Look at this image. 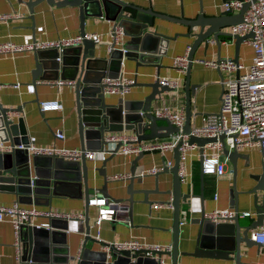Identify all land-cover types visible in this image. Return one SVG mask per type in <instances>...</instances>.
<instances>
[{
    "label": "crops",
    "instance_id": "obj_1",
    "mask_svg": "<svg viewBox=\"0 0 264 264\" xmlns=\"http://www.w3.org/2000/svg\"><path fill=\"white\" fill-rule=\"evenodd\" d=\"M29 0H0L1 14H19L22 19L10 21L8 24L0 23V43L11 42L17 45L39 43L46 41L67 40L80 35V19L76 8L70 6L56 7L49 5L45 0H32L35 5L32 12L29 11L27 3ZM127 5L151 9L160 15L172 19L191 20L200 12L204 17L218 16L224 11L223 5L226 0H119ZM128 13V12H125ZM235 12L230 15H235ZM230 27V26H229ZM229 27H225L220 32H229ZM85 34L99 35L100 44L96 47L95 58H106L111 43L110 31L113 23L101 19H86L83 25ZM151 31L172 38L164 49V56L160 57L157 68L153 65H138L137 61L124 59L120 66L118 76L134 78L135 82L141 85L131 86L129 92L124 96L119 94H106L107 103H116L118 99H123L130 104L138 103L151 92V88L144 85L155 81L158 77H170L178 79V88L175 91L162 95L158 101H153L151 110L166 106L174 110L182 107L184 112V92L183 83L185 71L178 73L172 66L171 60L176 56L185 53L191 44V39L181 37L187 29L180 24L165 20L154 19V26ZM128 40L123 38V43ZM219 47L214 43H209L204 51L202 45L193 52L192 62L188 70V84L192 87L189 95L190 129L199 126L202 118L208 114L218 112L220 96L222 92V81L232 76L217 69L204 67L195 64V60L218 61L223 59H233L235 55L234 40L219 37ZM34 52H25L13 57L0 56V102L4 107H20V111L11 114V120L16 122L20 117L23 119L24 127L27 130L29 143L38 147L57 148H81L78 132V116L75 106L73 88L62 86L57 88L48 84V81L37 80L33 82V70L35 67ZM252 56L251 48L242 42L237 48V63L248 65ZM18 84V87L15 85ZM58 100L62 104L61 110H41L39 102ZM163 124V122H158ZM122 129L109 134H122L133 137L135 133ZM61 130L64 139H57L55 132ZM146 140V141H155ZM145 141V142H146ZM102 149V147L100 148ZM97 149V150H100ZM92 150V149H91ZM96 150V149H95ZM238 153L234 165L227 160L223 161L221 174H204L200 168V153L196 148H190L185 155V169L187 178L185 183L180 184L182 194H187L188 198L179 202V219H182L184 212V222L179 225L177 237V251L175 264H234L232 260H221L215 257L193 256L191 253L195 247V240L198 234V224L200 218L215 208H229L232 199L229 192L232 187L236 191H248L246 194H239L237 201V219L240 225H246L250 219L256 216L253 207V196L257 206L264 205V188L258 183V175L262 173V161L257 147L244 145L236 150ZM172 151L159 154L157 152H144L143 155L133 164L138 155L123 156L120 153L107 155L103 161L101 159L88 160V200L100 197L109 200L123 199L118 203L115 218L112 221H103L99 226L95 224L98 207L88 206L84 197V185L79 188L77 184L66 183L59 185L57 195H54L49 204L29 203V199L23 195L18 199V194L8 189H0V206H10L18 202L22 207L35 206L38 210H51L63 213L83 214V219H70L67 222L57 221V226L66 227V230L55 229L64 234L66 251L70 255H77L84 244L86 224L85 215L89 217L90 236L101 242H120L130 238L142 239L150 243L171 245L172 233V208H155L154 204L165 202L169 194L165 193L171 189L172 175L169 172L149 174L147 170L159 167L163 161L173 163ZM134 168L135 178L133 179V203L127 201L129 194L127 188L130 177L125 179H113L115 176L124 174L131 175ZM143 172L142 177L139 174ZM159 172V171H158ZM102 173L105 176H102ZM107 181V193L104 196L100 188ZM156 183V185H155ZM155 186L157 192L154 190ZM258 186V188H256ZM140 190H148L146 194L147 202H143L144 194ZM215 195V197H214ZM130 209V211H128ZM257 229L262 223V213ZM65 220V219H63ZM43 216L34 218L37 224L47 222ZM230 223L229 221H220ZM253 229V230H254ZM250 231L248 232L249 235ZM26 235L19 233L20 252L24 251ZM60 238H62L60 236ZM251 240V239H250ZM252 241V240H251ZM16 239L14 229L7 220L0 221V264H17ZM87 248L98 249L100 245L93 241L86 243ZM245 249L240 256L242 264H260L264 259L262 247L252 241V244ZM60 255V256H61ZM163 264H172L171 257L162 253Z\"/></svg>",
    "mask_w": 264,
    "mask_h": 264
},
{
    "label": "water",
    "instance_id": "obj_2",
    "mask_svg": "<svg viewBox=\"0 0 264 264\" xmlns=\"http://www.w3.org/2000/svg\"><path fill=\"white\" fill-rule=\"evenodd\" d=\"M49 5L56 7L70 6L76 8L80 19V36L84 37L83 25L86 19L104 18L113 23V29L120 27L124 37L128 40L120 45L111 43V49L107 52L106 58H95V50L98 46L92 40H83L82 44L68 48L59 53L55 49L39 50L34 52L35 67L33 70V82L40 80L72 81L70 88H73L75 106L78 116V132L80 146L82 150H97L108 144L105 140L106 132H115L123 127L125 130L135 133L136 140L141 141L164 139L171 134L178 132V128L172 125L165 118L155 117L151 113L153 101L161 99L162 95L174 91L158 82L157 77L154 82L144 84L151 88V92L142 101L130 104L122 98L116 103L106 102L105 87L109 85L104 82L105 78H116L120 66L124 59L137 61L138 65H153L157 68V62L164 56V49L172 38L151 31L154 26V19L165 20L182 25L187 29L186 34L181 37L191 39L189 51L187 53V65L185 68V80L183 83L184 92V121L180 128L181 134H188L190 131V117L192 115L189 105V95L192 87L188 84V70L192 62L193 52L202 45L205 51L209 43H214L219 47V37L230 40L228 33L220 32L221 29L236 25L241 22L242 15L248 4L243 3L235 15L223 11L218 16L204 17L200 12L194 19L185 20L183 18L172 19L164 15L155 13L151 7L143 9L132 5H127L119 0H45ZM238 1L241 0H226ZM35 1L29 0L27 7L30 12L35 5ZM128 12V13H125ZM250 36L234 37L235 55L232 59L237 62V48ZM133 85H141L135 82ZM132 85V86H133ZM68 86V85H66ZM20 107H4L0 102V141L9 142L13 145H29L27 130L24 127L23 119L18 118L16 122L11 120L10 115L18 113ZM163 122V124H158ZM214 138H202L188 135L187 145L194 144L198 150H202V145L213 141ZM222 140V136L218 137ZM133 142V141H132ZM181 141L178 142L180 144ZM122 142H118L110 155H115ZM173 163L170 167H163L162 172H169L172 175L171 189L165 191L171 196L172 205V240L171 248L168 252L156 253L160 256L165 253L171 257L172 264L176 263L177 237L179 231V202L188 198L187 194L180 191V182L177 177V166L179 152L177 146L172 150ZM222 154L228 162L234 165L238 153L235 149L227 150L222 148ZM143 155L139 153L133 164ZM263 169V167H262ZM156 173V174H157ZM102 176H105L102 173ZM135 178L134 168L131 169L130 183L127 188L130 206L133 203L132 194L133 179ZM260 186L264 188V171L258 175ZM77 184L79 188L84 185V197L88 205V166L86 159L71 161L61 157L29 154L26 149H14L11 152L0 153V189H8L18 194V199L25 195L29 203L49 204V200L57 195V189L63 184ZM61 184V185H60ZM60 185V186H59ZM156 185V183H155ZM258 188V186L256 187ZM107 181L104 180L100 192L104 196H109L107 191ZM157 192L155 186L154 190ZM144 194L143 202H147L146 194L148 190H140ZM249 193L248 191H236L233 187L229 192L232 199L230 205L234 209V216L228 220L230 223L211 222L205 218H200L198 224V234L195 240L193 256L215 257L224 261L232 260L234 264H242L239 259L243 252L242 247L248 248L252 241L248 232L253 230L261 219L264 205L257 206L253 196V207L256 216L250 219L246 225H240L237 219L238 195ZM117 203L123 199H115ZM21 201V200H20ZM130 211V209L128 210ZM67 220L50 219L49 228L23 225L20 228V235L27 236L22 239L24 251L21 255L23 264H157L155 258L145 257L141 251L131 252L129 250H116L113 244L101 242L90 236L89 217L85 215L86 232L84 244L77 255H70L66 251L63 255L66 240L64 234L55 229L66 230V227L57 226V221ZM60 236L62 238H60ZM88 241H93L100 245L98 249L86 247ZM60 252V253H59ZM61 255V256H60Z\"/></svg>",
    "mask_w": 264,
    "mask_h": 264
},
{
    "label": "built area",
    "instance_id": "obj_3",
    "mask_svg": "<svg viewBox=\"0 0 264 264\" xmlns=\"http://www.w3.org/2000/svg\"><path fill=\"white\" fill-rule=\"evenodd\" d=\"M243 3L248 4L245 12L242 15L240 23L229 27L230 40L234 37H250L245 40L246 44L252 50V56L248 65L235 63L231 59H223L218 61L212 60H195L194 63L204 67L217 69L232 76L222 81V92L220 96L218 112L208 114L202 118V123L199 126L190 129L188 134H181L180 128L183 125L184 113L182 107L174 110L169 107L162 106L151 110L155 117L165 118L172 125L178 128V132L171 134L164 139L155 141L134 142L136 136H125L122 134H109L105 137L108 144L102 146L100 150H82L81 148H57V147H38L31 143L28 146L24 144L13 145L9 142L0 141V153L11 152L14 149H26L29 154L47 155L61 157L66 160L77 161L82 157L88 160L101 159L105 160L106 156L111 154L118 142L122 145L117 153L123 156L138 155L141 152H164L172 151L177 146L179 152L177 177L180 184L185 183L187 172L185 169V155L190 148H196L194 144L187 145L186 140L188 135L202 138H214L213 141L206 142L202 145L200 153V168L204 174H221L223 170V161L226 158L222 154V148L227 150H238L244 145L257 147L264 171V0H241L229 1L224 3V11L237 13ZM22 19L19 14H1L0 23L8 24L13 20ZM111 43L120 45L123 43V30L120 27H115L109 33ZM83 40H92L99 45L101 37L99 35H87L84 37L78 35L67 40L46 41L39 43H31L25 45H17L11 42L0 43V56L13 57L25 52H35L39 50L55 49L59 53L63 50L76 47L82 44ZM111 43L109 50L111 49ZM181 56H176L171 60V66L178 72L183 73L187 65V53ZM158 82L174 91L178 88V79L170 77H157ZM109 86L104 88L106 93L119 94L124 96L127 94L131 86L135 83L134 78L126 76H118L103 80ZM48 84L60 88L65 85H72V81L58 79L49 81ZM18 87V84L15 85ZM39 108L45 110H61L62 104L58 100H49L39 102ZM222 136V140L218 137ZM57 139H64V133L61 130L55 132ZM133 141V142H132ZM181 141L180 144L178 142ZM171 161H163L159 167H153L147 170L149 174H155L161 171L163 167H170ZM143 172L139 174L140 177ZM130 174L115 176L113 179L129 178ZM215 197V195H214ZM97 206V216L95 224L99 226L103 221H112L118 209V203L115 200H109L104 197L99 199H89L88 206ZM155 208L171 209V196L165 202L154 204ZM182 219L178 220V225L184 222V212ZM43 216L48 219H83V214L63 213L51 210H38L35 206L22 207L18 202H14L10 206H0V221L7 220L14 229L16 239V262L23 264L21 261V252L19 245L20 228L23 225L37 226L49 228V223L43 222L37 224L34 218ZM234 216V211L229 208H215L204 215V218L211 222L228 221ZM262 223L249 233L250 239L262 247L264 253V209L262 211ZM116 250H129L131 252L141 251L143 256L155 258L157 264H163L161 256L156 253L168 252L171 246L168 244L150 243L142 239L130 238L120 242L112 243ZM260 264H264V259Z\"/></svg>",
    "mask_w": 264,
    "mask_h": 264
}]
</instances>
